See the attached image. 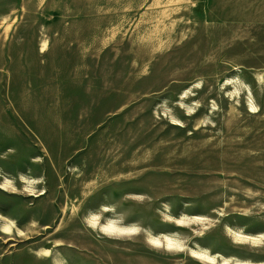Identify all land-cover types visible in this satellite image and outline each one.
Listing matches in <instances>:
<instances>
[{
	"label": "rangeland",
	"instance_id": "374dc122",
	"mask_svg": "<svg viewBox=\"0 0 264 264\" xmlns=\"http://www.w3.org/2000/svg\"><path fill=\"white\" fill-rule=\"evenodd\" d=\"M202 249L264 264V0H0V264Z\"/></svg>",
	"mask_w": 264,
	"mask_h": 264
},
{
	"label": "bare ground",
	"instance_id": "6f19581e",
	"mask_svg": "<svg viewBox=\"0 0 264 264\" xmlns=\"http://www.w3.org/2000/svg\"><path fill=\"white\" fill-rule=\"evenodd\" d=\"M253 107V106H252ZM91 225L95 226V221H89ZM105 224L102 225V231L104 232L105 236L110 239H129L133 238L135 235V231H130L131 229L135 228L133 223H125L121 220H116L113 218V216L106 217L105 218ZM158 242V243H154ZM151 245L154 248H167L168 250H175L179 249L180 243L174 242L170 239H167L165 243H161L157 239H153L151 242ZM171 245V246H170ZM198 259L205 264H212L214 261V258L212 254L205 249H202L198 253ZM222 264H225V258L222 259ZM245 262L239 260L235 264H244Z\"/></svg>",
	"mask_w": 264,
	"mask_h": 264
},
{
	"label": "snow or ice",
	"instance_id": "6c2138e0",
	"mask_svg": "<svg viewBox=\"0 0 264 264\" xmlns=\"http://www.w3.org/2000/svg\"><path fill=\"white\" fill-rule=\"evenodd\" d=\"M4 231H8V229L7 228H5L4 229ZM130 231H136V229L135 228H133V229H131ZM154 243H158V242H154ZM171 246V245H170ZM193 255H196V253H193Z\"/></svg>",
	"mask_w": 264,
	"mask_h": 264
}]
</instances>
